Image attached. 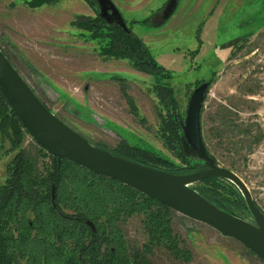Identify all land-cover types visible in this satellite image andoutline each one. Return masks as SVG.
<instances>
[{
	"label": "rangeland",
	"instance_id": "obj_1",
	"mask_svg": "<svg viewBox=\"0 0 264 264\" xmlns=\"http://www.w3.org/2000/svg\"><path fill=\"white\" fill-rule=\"evenodd\" d=\"M198 2L202 0H197V6L196 0H179L177 10L159 28L126 24L170 74L182 113L194 86L211 79L200 118L205 147L218 167L242 180L264 212V19H259L264 0H231L217 30L213 22L206 23V3ZM213 6L209 12L216 18ZM84 17L94 18L95 13L83 0H0V46L52 112L91 142L113 149L124 141L181 166L179 153L166 146L160 135L162 106L153 91V78L126 59L101 55L103 42L72 26ZM248 19L258 23L249 28L241 25ZM161 20L160 15L154 18L156 23ZM198 39L200 48L194 55ZM124 92L132 98L137 116L131 113ZM21 147L41 173L40 148L28 135ZM7 149L5 141L2 151ZM2 151L0 184L6 178V164L18 149L8 155ZM216 182L226 197L230 191L240 195L231 182ZM232 211L253 223L247 211L234 207ZM142 221V216H134L122 224L131 253L147 241ZM172 228L192 253L193 264H263L237 241L174 211ZM147 264L172 261L166 251L155 249Z\"/></svg>",
	"mask_w": 264,
	"mask_h": 264
},
{
	"label": "trees",
	"instance_id": "obj_2",
	"mask_svg": "<svg viewBox=\"0 0 264 264\" xmlns=\"http://www.w3.org/2000/svg\"><path fill=\"white\" fill-rule=\"evenodd\" d=\"M83 1L94 11L95 17L79 18L72 26L88 32L92 39L102 41L101 55L126 59L139 72L153 78V91L162 106L160 135L166 146L179 153L182 165L171 164L124 141L109 149L88 140L114 156L174 175L197 172L202 162L187 141L185 112H181L175 98L170 74L153 59L120 13V24H108L99 17L94 0ZM169 2L146 19L129 23L161 27L172 17L179 0H175L174 6H170ZM159 15L162 20L154 22ZM200 42L198 39L194 55L199 52ZM0 49L39 101L52 111L1 46ZM47 93L52 98L53 94ZM124 97L131 113L137 116L132 98L125 92ZM26 135L21 123L0 96V151L5 141L9 143V149L2 151L4 155L18 149L6 164V178L0 184V264H147L148 255L155 249L166 251L172 264H193L192 253L173 231L171 209L116 181L68 161L58 160L42 149L39 151L42 170L38 173L36 164L21 147ZM183 145L186 146V154ZM216 181L218 179H207L203 182L210 186H192V189L227 213L235 215L233 207L247 211L239 194L230 191L226 197L215 186ZM134 216L143 217L147 241L141 250L131 253L124 240L122 224ZM87 222L93 225L94 230Z\"/></svg>",
	"mask_w": 264,
	"mask_h": 264
},
{
	"label": "water",
	"instance_id": "obj_3",
	"mask_svg": "<svg viewBox=\"0 0 264 264\" xmlns=\"http://www.w3.org/2000/svg\"><path fill=\"white\" fill-rule=\"evenodd\" d=\"M94 2L99 17L106 23H121L119 11L111 0ZM174 4L175 0L169 2L170 6ZM207 91L208 84L193 90L185 113L187 141L206 169L174 175L114 156L92 144L39 101L0 49V94L40 149L58 160L127 186L181 216L212 228L221 236L240 243L264 263V212L254 203L250 191L236 174L214 164L202 138L200 118ZM183 149L187 153L185 145ZM212 178L226 180L237 187L253 223L219 209L192 189L194 184ZM51 195L54 200V190ZM87 225L94 230L90 222Z\"/></svg>",
	"mask_w": 264,
	"mask_h": 264
},
{
	"label": "crops",
	"instance_id": "obj_4",
	"mask_svg": "<svg viewBox=\"0 0 264 264\" xmlns=\"http://www.w3.org/2000/svg\"><path fill=\"white\" fill-rule=\"evenodd\" d=\"M166 1H168V0H112L114 5L118 9L119 13L122 15V18L126 21V23L130 22V21H134V20L135 21L139 20V19L143 20V19L147 18L148 15H150L152 12H154L155 9L160 8L164 3H166ZM230 1L227 0V2H225L224 0H216L217 4L215 6H213V2H214L213 0H211L210 3H207V0H202V2H198L201 5H203V3H206L204 5V12L208 14V18H209V21H206V23L207 22H210V23L213 22L214 27H215L214 29H216V30L219 29V27H220V25H219L220 16L224 12V9L229 6ZM149 5H154L156 8L149 9L148 8ZM195 5L197 6V0H196ZM212 6L215 7V9H213V10H215V12H213V13H217L219 15L216 18L214 15H212V11L209 12V10H212V9H210ZM133 14L138 15V17H140V18H138V19L137 18H130V16ZM263 16H264V13L260 14L259 19L261 18V20H263L264 19ZM256 23H258V20L250 21L248 19L246 22H242L241 25L243 24V26L245 25V27L249 28V27H255ZM262 26H264V23H262Z\"/></svg>",
	"mask_w": 264,
	"mask_h": 264
},
{
	"label": "flooded vegetation",
	"instance_id": "obj_5",
	"mask_svg": "<svg viewBox=\"0 0 264 264\" xmlns=\"http://www.w3.org/2000/svg\"><path fill=\"white\" fill-rule=\"evenodd\" d=\"M204 84H208V81H201V82H199L198 84H196L195 86H194V88H193V90H195L196 88H199L200 86H202V85H204ZM208 87H209V85H208ZM193 92V91H192ZM190 98V97H189ZM185 113H186V111H185ZM185 153V152H184ZM186 154V153H185ZM200 160V159H199ZM202 163H201V165H200V169H198L197 170V172L198 171H202V170H205L206 169V167H205V165H204V162L203 161H201ZM219 180V179H218ZM221 180V179H220ZM199 183H204L203 181L202 182H199ZM241 196V195H240ZM249 213V212H248ZM250 215V214H249Z\"/></svg>",
	"mask_w": 264,
	"mask_h": 264
},
{
	"label": "built area",
	"instance_id": "obj_6",
	"mask_svg": "<svg viewBox=\"0 0 264 264\" xmlns=\"http://www.w3.org/2000/svg\"><path fill=\"white\" fill-rule=\"evenodd\" d=\"M0 96H1V94H0Z\"/></svg>",
	"mask_w": 264,
	"mask_h": 264
}]
</instances>
